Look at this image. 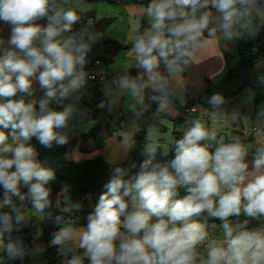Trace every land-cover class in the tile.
Here are the masks:
<instances>
[{
    "label": "clouds",
    "instance_id": "obj_1",
    "mask_svg": "<svg viewBox=\"0 0 264 264\" xmlns=\"http://www.w3.org/2000/svg\"><path fill=\"white\" fill-rule=\"evenodd\" d=\"M209 9L218 16L213 17ZM145 12L150 27L136 36L132 51L136 67L148 79L141 84L123 82L133 96L147 87L167 96L169 90L159 73L161 63L170 75L182 72L196 49L203 48L207 39H218L217 31L228 40L239 38L243 31L252 32L258 8L257 0H151ZM44 18L46 27L38 23ZM79 20L75 8H65L57 0H0V22L10 26L7 48L0 39V98L5 101L0 103V129H11L14 138L36 137L47 148L67 143L59 130L66 127L72 106L55 111L49 104L84 86L86 56L100 35L87 28L74 31ZM210 23L214 26L209 27ZM33 78L45 90L44 97L26 101L24 96L33 95ZM208 103L218 110L224 99L213 94ZM211 115L216 119L220 113ZM7 140L8 135L0 131L4 190L0 209H11L0 211V248L11 258H22L20 242L10 237L26 216L12 198H27L42 212L50 203L46 184L54 173L41 167L31 146L13 147ZM146 140V159L139 171L129 176L128 170L116 168L104 185L107 191L87 216V226L62 227L51 244L61 254L73 252V246L83 249L89 264H264V226L248 229V220L233 225L228 219L241 213L253 219L264 217V141L250 169L247 149L239 139L225 143L199 120L181 139L172 141L174 157L165 163L153 162L161 147L153 127ZM203 141H215L214 150ZM167 154L165 144L163 155ZM21 187L28 192L22 194ZM180 188L186 195L177 198ZM203 213L223 221L222 240L209 239L205 225L192 219ZM206 240V253L201 254L197 246ZM68 264H82V257L73 253Z\"/></svg>",
    "mask_w": 264,
    "mask_h": 264
},
{
    "label": "trees",
    "instance_id": "obj_2",
    "mask_svg": "<svg viewBox=\"0 0 264 264\" xmlns=\"http://www.w3.org/2000/svg\"><path fill=\"white\" fill-rule=\"evenodd\" d=\"M88 1V0H87ZM109 3H116L117 0H101ZM260 1V0H257ZM151 0H139V3L147 7ZM80 16L79 22L74 25V31H79L81 28H87L91 33H99V38L96 43L92 45L91 51L86 56V63L84 65V72L90 71L95 64H101L108 66L115 61V58L120 50L124 48H133V43H122L121 41L109 36L107 29L114 22V18L105 17L97 18L96 11L89 12H77ZM255 19L253 25L255 31L244 32L239 37L236 43V49L239 54V60L231 65L224 77L220 80V83L214 88L210 89V94H219L223 99L229 100L246 87H250L254 93V105L255 114L253 118H256L258 112L264 106V69L257 68V63L264 58V23L260 16L255 12ZM40 24V21H38ZM208 35L207 30L203 33V36ZM185 68H183V75H185ZM134 74H139V70H131ZM146 80L143 79V83ZM168 88V95L162 96L161 93L155 92L151 87L144 88L142 93L146 96L145 103L150 107L149 111L142 115L137 120L138 132L132 137V144L129 148L128 159L118 164H109L103 158L97 157L91 160H84L75 162L68 157V149L73 144V134L78 121L76 119H69L66 127L60 129L61 134L66 135L68 141L64 145H56L53 143L51 148H47L39 143L36 137H32L27 140L28 146L35 148L37 151L38 162L44 167L51 169L54 173V178L46 184V188L50 190L49 205L44 209V217L41 220V227L43 231V240L46 243H50L54 234L62 227L72 226L78 227L81 224L77 221L79 217V211L76 208V204L87 195L95 196L96 193H104L107 189L104 187L111 178L112 173L116 168H123L128 170L129 176L139 171L140 164L146 159L144 155L146 141L145 137L150 127H160V124L156 120L157 115L165 116L166 113L161 104L167 102H174L175 104L184 108H191L194 105V101L189 100L184 102L183 95L175 88L166 86ZM185 95L188 96L187 93ZM17 99L20 98V94L17 95ZM26 101L29 99L24 96ZM5 102L3 98H0V103ZM82 102L87 106L93 115L95 120L94 126L86 133L82 135L80 147L85 153H92L102 149L106 144V139L109 136L114 135L118 131H129L132 128V122L125 114L123 109V103L110 104L104 93L95 86L87 90V93L82 98ZM105 102L102 107L101 103ZM67 106V101L62 100L60 102H54L49 107L55 111H63ZM205 108H210L209 105L203 104ZM37 109L39 105L37 104ZM175 128L173 131L174 139L179 140L183 137L187 124L186 121L181 118L174 119ZM6 135L12 139H16L11 135V129H4ZM17 140H23L17 139ZM212 147L210 151L214 150L216 142L210 144ZM174 157V145L171 147L167 155H163V151L159 148L155 157L154 163H165ZM136 165V167H132ZM66 189V193L69 198L68 203H62L61 206L55 203V196L61 192L62 189ZM179 195L177 198H182L186 195L184 188L178 190ZM4 198V190L0 186V201ZM13 199V198H12ZM67 205H72L68 208ZM4 212H10V208L2 209ZM192 219L205 225V230L209 231L212 228V224L222 227L223 221L218 218L208 216L207 213H203L200 216L193 217ZM229 222L235 225L236 223H243L244 220H248L247 228L254 229L264 226V217L259 219H253L246 217L241 213L239 217H229ZM75 220V222H72ZM87 226V221L83 223ZM12 242H20L23 248L24 256L11 258L8 253L3 250L0 252V264H30L32 241L30 237V228L26 221H24L18 228L11 233L10 237ZM9 242V237L6 234L4 243ZM73 251L68 254V261L72 258ZM51 255L53 259H50L48 264H58L56 256L61 254L58 246H48L46 248V255ZM82 264H89V261L82 257Z\"/></svg>",
    "mask_w": 264,
    "mask_h": 264
},
{
    "label": "crops",
    "instance_id": "obj_3",
    "mask_svg": "<svg viewBox=\"0 0 264 264\" xmlns=\"http://www.w3.org/2000/svg\"><path fill=\"white\" fill-rule=\"evenodd\" d=\"M57 3L62 4L65 8H75L77 12L96 11L97 18H114V22L107 29V34L125 44L134 42L137 35L142 34L150 27V19L145 12L146 7L140 4L139 0H117L116 3L112 4L101 0H57ZM257 8L258 12L256 13L260 16L262 23H264L262 17L264 0L257 1ZM209 11L212 12L213 17L218 16L215 9H209ZM40 24L46 27L48 24L47 19L40 20ZM213 26L210 23L209 27ZM252 31H255L254 25H252ZM216 36L218 39H207L203 48L196 49L193 52L189 63L186 65L185 75L182 72L170 75L163 63H161L159 73L163 83L178 90L183 95L184 102L194 101V105L191 108H196L197 111L195 113H187L186 111L189 108H184L174 102L164 103L163 109L166 115H157L156 120L160 127H153L155 129V139L161 145L160 149L163 152L165 144H167L169 151L172 141H175L173 135L175 128L174 119L183 118L186 121L187 129L192 125L193 121L199 120L210 131H216L217 139L223 137L225 143L239 139L246 149L251 147L253 154L247 152L248 155L246 156V162L249 163V168L251 169L254 153L259 144L264 141V136L261 135L264 133V106L258 112V116L253 118L255 114L254 93L250 87H246L229 100L224 99V104L218 110L213 109L212 105L208 103L212 96L210 89L217 86L228 68L239 60V54L236 49V43L239 38L225 39L219 31H217ZM207 37L208 35L205 38ZM0 39L4 41L3 47L7 48L8 40L10 39V26L2 22H0ZM132 49L124 48L120 50L115 61L108 66L95 64L90 71L85 72L84 86L64 99L67 101V106L71 105L73 109L69 119L78 121L73 134V144L68 149V157L71 160L80 162L101 157L109 164H118L128 159L132 137L139 130L136 124L137 120L150 109L145 103L146 96L142 91L139 96H133L128 88L122 86L125 80L141 84L143 79L146 81L148 79L143 70L136 67L135 53ZM257 68L264 69V58L257 63ZM135 69L139 70L140 73L134 74L131 72V70ZM89 74H95L98 78L103 76L104 80L89 81L87 78ZM90 83L97 84L91 85ZM95 86L104 93L110 104L123 103L124 112L133 125L129 131L120 130L109 136L102 149L92 153H85L80 147L81 138L84 133L94 126L95 120L91 110L82 102V98L88 89ZM32 89L33 95L26 96L29 100L39 101L44 97L45 90L40 87L38 80L35 78H33ZM54 102L56 101L50 102L49 106ZM203 104L209 105L210 108H205ZM213 111L220 113L216 119L212 118L211 114ZM233 116H235V119H233ZM146 137L145 141L147 144ZM169 137H171V140L168 139ZM212 142L214 141H203L202 143L211 144ZM64 195L67 196L65 188L55 196L57 205V199ZM98 198L87 195L84 199L95 204L99 200ZM68 202L69 198L66 201L63 200L62 203ZM44 214L43 210V217ZM77 221L79 222L78 218ZM84 221H87V217L84 218ZM213 229L214 224H212V228L208 232L210 233ZM209 239H214V235L210 233ZM76 249L78 248L75 247L74 250ZM199 252L203 254L201 251Z\"/></svg>",
    "mask_w": 264,
    "mask_h": 264
},
{
    "label": "rangeland",
    "instance_id": "obj_4",
    "mask_svg": "<svg viewBox=\"0 0 264 264\" xmlns=\"http://www.w3.org/2000/svg\"><path fill=\"white\" fill-rule=\"evenodd\" d=\"M262 17H263V21H264V13H263ZM90 84L96 85L97 83H90ZM0 131H4V129H0ZM7 143L12 145L13 147L18 145L19 143H24V144H26V146H28V143L26 141L12 139L10 137H8ZM33 149L36 153L35 159L38 162L37 151L35 148H33ZM248 149L249 148H247V152L249 154H253L252 148L250 147V149L249 150ZM27 192H28L27 187H21V193L22 194H26ZM101 194L102 193H96L94 198L100 197ZM67 199H68V195L67 196L64 195L61 198L59 197L57 199L58 205H62L63 200L66 201ZM98 201L95 204H93L89 200L87 201L86 199H84V200H82L76 204V208L79 211L78 219H79V222L81 225L78 227H75V228L86 227L83 224L84 218L87 217L94 210L95 205L98 203ZM13 203L16 205V207H18L20 209L21 212L25 213V216H26L25 221L28 223L29 228H30V237H31V241H32L30 264H48L49 260L53 259V257L49 254L46 255V248L48 246H51L52 244H51V242L46 243L43 240V231H42V227H41V220L43 218V211L42 212L36 211L33 208L30 200L27 198L24 201H21V200H19V198L13 197ZM67 207L70 208V207H72V205H67ZM5 208H10V207L6 206ZM0 211H2V209H0ZM210 233L214 235V239H220V240L223 239V228L221 226L214 224V229ZM210 233L208 232V234H210ZM207 242L208 241L206 240L204 245H198L197 251L198 252L201 251L203 254L206 253L205 245L207 244ZM74 248L75 247L73 246V251L77 252L78 256H83V249L78 248V249L74 250ZM2 251H3V249L0 248V252H2ZM69 253L58 254L56 256V259L58 260V264H66Z\"/></svg>",
    "mask_w": 264,
    "mask_h": 264
},
{
    "label": "built area",
    "instance_id": "obj_5",
    "mask_svg": "<svg viewBox=\"0 0 264 264\" xmlns=\"http://www.w3.org/2000/svg\"><path fill=\"white\" fill-rule=\"evenodd\" d=\"M88 80L89 81H97V80H104V77L103 76H101L100 78H98L95 74H89L88 75ZM197 111V109L196 108H189V109H187V113H195ZM72 222H75V220H72Z\"/></svg>",
    "mask_w": 264,
    "mask_h": 264
},
{
    "label": "water",
    "instance_id": "obj_6",
    "mask_svg": "<svg viewBox=\"0 0 264 264\" xmlns=\"http://www.w3.org/2000/svg\"><path fill=\"white\" fill-rule=\"evenodd\" d=\"M104 105H105V102H102V103H101V106L103 107Z\"/></svg>",
    "mask_w": 264,
    "mask_h": 264
}]
</instances>
